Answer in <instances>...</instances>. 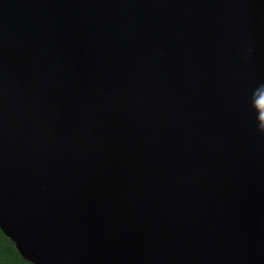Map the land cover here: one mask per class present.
I'll return each instance as SVG.
<instances>
[{
	"label": "water",
	"instance_id": "water-1",
	"mask_svg": "<svg viewBox=\"0 0 264 264\" xmlns=\"http://www.w3.org/2000/svg\"><path fill=\"white\" fill-rule=\"evenodd\" d=\"M0 230L32 264H264V0H0Z\"/></svg>",
	"mask_w": 264,
	"mask_h": 264
},
{
	"label": "trees",
	"instance_id": "trees-1",
	"mask_svg": "<svg viewBox=\"0 0 264 264\" xmlns=\"http://www.w3.org/2000/svg\"><path fill=\"white\" fill-rule=\"evenodd\" d=\"M0 264H32L21 257L14 243L0 230Z\"/></svg>",
	"mask_w": 264,
	"mask_h": 264
}]
</instances>
